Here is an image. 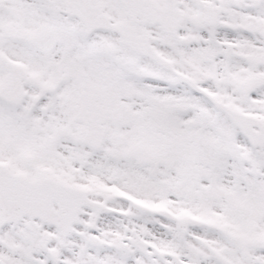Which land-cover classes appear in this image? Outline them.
Masks as SVG:
<instances>
[{"label":"snow or ice","instance_id":"1","mask_svg":"<svg viewBox=\"0 0 264 264\" xmlns=\"http://www.w3.org/2000/svg\"><path fill=\"white\" fill-rule=\"evenodd\" d=\"M0 264H264V0H0Z\"/></svg>","mask_w":264,"mask_h":264}]
</instances>
